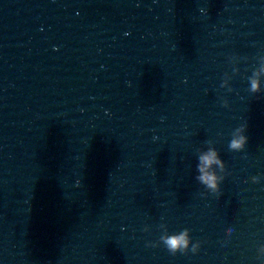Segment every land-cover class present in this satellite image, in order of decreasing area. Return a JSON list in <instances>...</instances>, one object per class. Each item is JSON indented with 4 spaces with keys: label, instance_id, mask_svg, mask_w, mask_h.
<instances>
[{
    "label": "water",
    "instance_id": "water-1",
    "mask_svg": "<svg viewBox=\"0 0 264 264\" xmlns=\"http://www.w3.org/2000/svg\"><path fill=\"white\" fill-rule=\"evenodd\" d=\"M262 246L129 130L32 0H0V264H260Z\"/></svg>",
    "mask_w": 264,
    "mask_h": 264
},
{
    "label": "clouds",
    "instance_id": "clouds-1",
    "mask_svg": "<svg viewBox=\"0 0 264 264\" xmlns=\"http://www.w3.org/2000/svg\"><path fill=\"white\" fill-rule=\"evenodd\" d=\"M258 74H262L258 83L255 84V87L259 89L260 94L264 95V67L257 69ZM253 81L250 79H245L243 81V88L246 92H251L253 90ZM240 143V138L234 135H227L223 144V147L227 150L235 149ZM216 163V155L212 150L202 152L198 157L197 171L199 175L196 179L200 182L201 186L204 189H211L214 187V181L216 177L206 171L210 166H214ZM163 243L167 249L175 253L176 251H187L188 250V238L186 230H183L178 233H173L162 237ZM261 253L264 254V246L260 249ZM260 264H264V259H260Z\"/></svg>",
    "mask_w": 264,
    "mask_h": 264
}]
</instances>
